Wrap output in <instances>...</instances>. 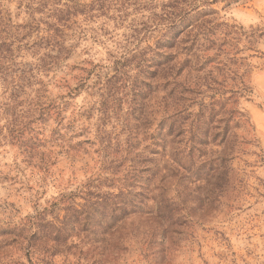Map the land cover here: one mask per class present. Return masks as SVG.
<instances>
[{
  "label": "clouds",
  "instance_id": "obj_1",
  "mask_svg": "<svg viewBox=\"0 0 264 264\" xmlns=\"http://www.w3.org/2000/svg\"><path fill=\"white\" fill-rule=\"evenodd\" d=\"M0 264H264V0H0Z\"/></svg>",
  "mask_w": 264,
  "mask_h": 264
}]
</instances>
